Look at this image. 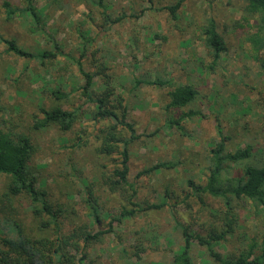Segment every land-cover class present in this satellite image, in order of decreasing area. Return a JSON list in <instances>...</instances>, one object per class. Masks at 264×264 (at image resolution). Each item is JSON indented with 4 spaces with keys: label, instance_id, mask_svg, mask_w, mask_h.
<instances>
[{
    "label": "rangeland",
    "instance_id": "374dc122",
    "mask_svg": "<svg viewBox=\"0 0 264 264\" xmlns=\"http://www.w3.org/2000/svg\"><path fill=\"white\" fill-rule=\"evenodd\" d=\"M3 1L0 38H15L34 53L54 49L55 41L61 50L43 64L38 58L8 52L0 40V128L31 137L35 145L31 164L51 200L64 210L62 232H78L85 224L97 230L91 223L82 179L93 184L98 196L102 228L108 227L122 204L128 205L130 193L125 185L112 189V183L109 186L105 181L111 178L118 156L100 153L101 129L113 121L93 120L95 104L75 90L84 83L77 64L82 52L84 68L94 74L93 94L112 88L109 104L117 106L120 115L122 106L127 108V120L139 136L130 144L129 177L137 190L134 199L142 205L166 202L159 209L115 222L112 232L87 246L86 255L69 248L76 264H170L184 243L183 226L201 234L224 228V199L205 193L201 201L189 195L188 180L207 181L211 148L219 141L218 122L229 136L227 150L251 144L255 154L251 160L233 164L230 174H240L247 164L264 162V71L250 54L247 36L255 29V19L243 18L245 1L184 0L175 20L163 7L177 0H105L107 11L91 0H34L47 15L45 31L33 28L21 15L7 19ZM10 1L18 6L25 3ZM211 14L228 48L213 70L207 67L210 58L202 32ZM121 15V21H110ZM135 77L190 83L198 94L189 106L167 110L170 87L136 86ZM59 86L75 91L68 98L50 96L49 89ZM119 97L122 106L117 103ZM40 104L77 111L73 127L69 131L56 125L36 129L33 124ZM189 109L199 110L200 115L184 120L183 134L169 121ZM119 134L129 135L124 129ZM159 161H172L176 166L138 176ZM9 180V175L0 174V231H7L8 218H16L27 232L55 239L53 228L40 227L27 195L11 200L4 196ZM233 205L235 229L216 244L224 254L238 253L264 231L263 208L247 198L234 199ZM191 255L196 264H216L207 247L196 241Z\"/></svg>",
    "mask_w": 264,
    "mask_h": 264
},
{
    "label": "trees",
    "instance_id": "16d2710c",
    "mask_svg": "<svg viewBox=\"0 0 264 264\" xmlns=\"http://www.w3.org/2000/svg\"><path fill=\"white\" fill-rule=\"evenodd\" d=\"M96 6L107 11L105 0H91ZM153 2L154 0H149ZM184 0H177L175 3L165 5L173 19H178V10ZM243 6L246 21L255 19V29L247 36L250 44V54L258 62L264 71V0H244ZM6 18L12 19L21 15L25 17L29 24L36 29L45 31L47 15L42 9L34 4V0H25L23 6L13 5L10 0L3 1ZM123 15L111 18V22H119ZM204 45L210 61L207 67L215 69L223 54L227 51L225 38L218 30L216 18L211 14L205 20L203 26ZM0 40L7 46V51L24 58H38L41 63L47 64L46 60L56 58L60 48L58 42H54V49H41L34 53L21 45L15 38L1 37ZM58 47V49H57ZM77 59L79 71L84 79V83L75 90L87 101L95 104L92 112V119L95 121L109 119L112 120L109 126L102 128L103 133L99 146L100 153L104 155L117 154L118 162L114 167L111 178L105 179L112 189L127 186L130 190L128 205L122 204L120 211L110 218L107 228L101 226V215L99 214L98 196L93 184L88 179H82L85 201L88 203L91 223L97 225L95 232L80 228L78 232L64 234L62 232L60 218L64 212L63 207L51 200L50 192L44 184L40 183L36 169L31 164L34 152V143L25 132H15L10 128H0V174L9 175L10 180L4 192V196L12 199L18 195L25 194L30 199L29 209L32 214L40 218V227H51L56 233V238L48 236H36L27 232L22 223L16 218H8L6 221L7 231H0V264H76V257L69 248H75L86 255L84 251L93 242L101 240L105 233H110L114 229L115 222H121L126 217L134 216L140 211L148 209H159L166 202L147 203L142 205L134 198L137 196L135 184L130 181V144L139 136L136 133L132 122L127 120V108L122 106V98L117 99L119 106L123 107L120 115L116 110L117 106L110 103V98L114 94L112 88L95 96L93 94L94 74L86 70L82 64V57ZM203 64V63H202ZM205 65V64H203ZM135 85L141 84L167 86L170 87L169 102L166 104L167 110H179L189 106L198 94L197 88L190 83H174L171 78H134ZM64 91L62 87L49 89L50 96L56 99L68 98L75 91ZM200 115L199 110L189 109L183 111L178 117L169 121L170 125H175L177 129L186 134L184 120ZM77 111L67 109L61 105L47 107L44 104L39 106V114L35 116L34 127L44 129L51 125L58 126L62 131H69L76 119ZM126 130L129 135L121 136L120 130ZM217 129L219 141L211 148V162L209 166V176L204 184L196 183L193 179L188 180L191 189L189 195L198 197L203 201V194L209 193L224 199L225 222L224 228L220 231L213 229L207 234L191 231L187 226H183L184 243L174 254L170 264H196L191 255L193 242L205 245L209 255L216 264H264V231L259 239L253 238L251 242L238 253L224 254L216 249V244L225 240L227 234L233 233L235 229L236 216L234 212V199H250L257 208L264 209V162L262 164H247L240 174H230L233 164H240L242 161L251 160L255 154L253 146L247 144L243 148L235 151L227 150L226 144L229 136L224 133L221 123L218 122ZM176 166L172 161H159L148 168L141 170L138 176L148 174L160 169H168ZM110 180V182H109ZM109 215V214H108ZM80 241L82 244H80ZM82 260V259H81Z\"/></svg>",
    "mask_w": 264,
    "mask_h": 264
}]
</instances>
